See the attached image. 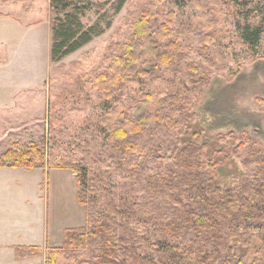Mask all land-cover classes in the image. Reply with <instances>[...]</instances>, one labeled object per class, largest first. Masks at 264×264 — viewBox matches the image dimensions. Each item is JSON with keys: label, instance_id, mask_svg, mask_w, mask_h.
I'll list each match as a JSON object with an SVG mask.
<instances>
[{"label": "trees", "instance_id": "16d2710c", "mask_svg": "<svg viewBox=\"0 0 264 264\" xmlns=\"http://www.w3.org/2000/svg\"><path fill=\"white\" fill-rule=\"evenodd\" d=\"M147 0L131 23L127 42L90 69L79 88L98 92L101 114L90 123V150L117 171L116 215L85 182L87 168L70 145L12 146L0 166L67 169L75 173L77 200L86 209L84 225L64 229L59 246L47 247L44 264H264V152L244 132L209 137L197 119L195 88L206 89L211 73L195 58L221 38L220 17L231 20L249 56L264 58V0H189L191 12L177 27L159 20L156 1ZM178 11L187 2L174 0ZM191 2L193 5H191ZM90 0H49L50 57L59 61L98 35L81 17ZM124 0L119 2L122 6ZM170 14H173L171 11ZM163 15V14H162ZM200 47V48H199ZM171 76L178 81L158 85ZM190 80L193 85L186 86ZM147 81L153 85L147 87ZM134 82L137 87H130ZM73 95V94H71ZM85 140V139H83ZM237 149L255 156L243 162L237 182L220 181L221 168ZM42 253L16 246V258Z\"/></svg>", "mask_w": 264, "mask_h": 264}, {"label": "rangeland", "instance_id": "374dc122", "mask_svg": "<svg viewBox=\"0 0 264 264\" xmlns=\"http://www.w3.org/2000/svg\"><path fill=\"white\" fill-rule=\"evenodd\" d=\"M120 1L90 0V8L81 22L85 28L95 26L98 35L59 61L51 60L47 107L42 119L26 125L0 122V155L14 145L23 147L35 143L48 154L50 148L69 144L87 168V186H93L100 194L104 210L115 218H118L116 209L121 192L118 173L106 167L102 158L90 150V123L101 114L98 92L90 85L82 89L79 85L91 68L107 64V56L127 42L133 18L147 0H124L119 7ZM154 1L161 11L159 20L165 21L164 16L169 15L167 22L172 21L176 27L186 21L192 10L189 0H184L187 4L179 11L174 0ZM222 2H219V12L232 9L228 0ZM37 13L41 21L33 33L42 56L48 36L52 38L51 23L55 18L49 9V0H39ZM218 15L222 17L218 26L221 38L216 45L202 50V56L195 55L211 73L202 94L199 85L195 88L198 123L209 137L234 131L237 139L232 141L231 150L242 142L240 138L244 132L262 146L264 152V58L249 56L236 37L231 20L223 22L224 16ZM10 31L13 32L12 41L18 44L24 34L15 28ZM165 78L158 85L169 81L178 83L174 77L170 79L171 76L166 75ZM151 85L153 82L147 81V87ZM184 85L193 83L186 80ZM129 86L137 87V84L130 82ZM236 152L237 155L220 169V181L224 184L237 182L243 172L242 161L248 162V166L257 165L255 156L246 157L242 149ZM71 172L0 166V241H13L12 238L16 241L21 237L20 243L42 245L45 229L49 242L60 243L64 229L84 225L86 209L77 200L75 173ZM38 256L32 257L36 261L27 264H40ZM8 260L6 253L0 252V264H9Z\"/></svg>", "mask_w": 264, "mask_h": 264}, {"label": "crops", "instance_id": "0c3cea01", "mask_svg": "<svg viewBox=\"0 0 264 264\" xmlns=\"http://www.w3.org/2000/svg\"><path fill=\"white\" fill-rule=\"evenodd\" d=\"M0 122L11 125H26L39 122L46 112L48 100L47 81L51 74L50 35L42 56L34 31L41 18L37 13L39 0L0 1ZM24 34L18 44L12 41L11 29ZM72 173V172H71ZM73 178L74 175L72 174ZM75 180V178H74ZM76 185V184H75ZM77 192V187H76ZM77 197V193H76ZM44 230L45 240L42 245L0 241V252L8 256L9 264H27L36 258H16V246H39L42 254L39 263L44 264L47 247L59 246L58 242H49L48 231ZM18 239V240H17Z\"/></svg>", "mask_w": 264, "mask_h": 264}]
</instances>
